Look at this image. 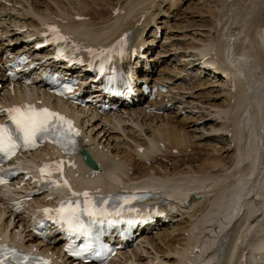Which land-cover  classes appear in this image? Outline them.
<instances>
[{"label": "bare ground", "instance_id": "bare-ground-1", "mask_svg": "<svg viewBox=\"0 0 264 264\" xmlns=\"http://www.w3.org/2000/svg\"><path fill=\"white\" fill-rule=\"evenodd\" d=\"M181 1L114 0V3L108 1L107 4H111L112 11L108 10L105 17H100L95 8L88 6L91 3L89 4L87 0H67L68 3L53 0L52 3L48 2L50 5H47L44 12L36 11L29 1L26 5L27 0L22 2L25 3L22 10L12 7L11 12L15 10L18 15L21 13L29 18L27 22L23 20L14 25L29 27L18 32H8V29L0 28V38L6 37V41L0 45V108L7 102L16 103L22 99L23 94L19 93L21 89L19 85L23 81L30 80L34 89L35 86H46L44 78L36 81L39 77L38 71L35 77L29 78L30 75L25 74L26 72L22 73L21 70L17 77L11 79L5 75V72L13 69L11 65L18 64L26 58L38 57L41 61L42 73L59 69V67L55 68L53 59L48 58L52 55V50L46 53L45 47L41 44L42 38L37 36L42 24L49 21L56 22L67 33L69 43L77 46L78 50L75 51L82 57L84 64L91 57L86 49L94 50L99 47V51L103 50L105 43L109 42L112 46L122 36L129 34L130 51L133 53V61L130 62L129 67L134 71L131 91L124 89L120 91L121 94L114 96L108 91L109 86L104 89L96 88L85 96L91 98L90 103L86 102L83 108L77 106L76 110L72 109L77 115L76 121L84 135L81 147L89 152L99 171L84 165L78 156H68V158L72 161V166H77L79 172L88 176L85 179L88 183L99 181L103 186L110 187L112 182L150 180L155 182L152 188L159 191L161 196L168 198V201L164 203L161 198H154L141 207L139 216L146 222H160L159 229H155V235H149L151 228L154 227L146 226L147 233L141 235L143 238L141 246L139 244L134 249H128L130 250L128 255L126 248L122 249L121 256L115 257L110 264H129L131 261L136 264L149 262L264 264V191L261 190L264 188V0H248L245 5H240L239 0H235L233 7L227 9L230 11L228 23L226 20L224 24L221 23L222 28L217 29L215 36L212 32L213 27L209 25V19L203 18L205 30L203 29L201 38L194 40L195 37L192 36V40L177 43L180 48L174 50L173 54L162 47L164 45L159 46L158 50L149 55V58L144 59L142 53L144 52L145 55L149 49H153V45L148 46L147 43L158 41L155 39L158 29L154 26L151 29L152 34L147 39L142 36L143 32L155 24L156 16L163 10L161 4L167 3V7H170ZM227 1L218 0L214 10L220 9L222 5L224 7ZM4 9L0 6V12ZM166 10L164 9L165 12ZM213 11L212 8L211 10L208 8L210 14ZM4 13H1L0 17L10 15ZM220 15V13L216 15L219 21L222 18ZM10 16H8L9 19ZM82 16H84L83 19ZM226 25L227 29L224 30ZM167 52L168 56L177 58L174 67H168L162 63L157 64V67L154 62L148 63L151 58L161 61V57L167 55ZM56 64L59 65L58 62ZM80 64L83 62H76V66L72 64L73 67L69 71L84 75L81 77L83 79L81 83H85L83 85L85 89L87 81L95 79V74L86 79L89 75L83 72L85 65L84 68H80ZM220 68L226 72L224 76L219 73ZM62 70L65 69L62 68ZM140 72L141 75L134 79ZM209 74L212 76L211 79L207 78ZM200 76L203 78L201 79ZM115 80L117 77L113 78V82ZM176 82L179 84L173 86L172 84ZM120 85L121 83L114 86L112 83L110 88ZM144 86L149 89V93L144 94ZM153 86L157 89L164 88V90L153 91L151 89ZM209 86L215 87L218 92L212 94L211 90L207 89L209 93L206 94L207 97L205 96L206 101L196 97L200 102L199 105L196 101L197 105L180 106L182 103L179 102L175 107L176 113L181 111L190 113L181 116V119L185 122L194 121L191 125L195 126L191 131H188L183 124L172 121L173 117L169 119L170 114L167 109L171 108L172 101L187 99L188 96H198L197 92L194 94L192 91L193 88ZM152 91L154 98L144 102L145 98H141L152 95ZM219 95L223 97V100L217 103L214 99ZM96 97L100 102L118 104L120 106L119 111H116L118 115H114L112 110L98 113L97 107L92 103L97 99ZM135 97L136 100H134ZM48 98L42 93L41 96L35 95L32 101L41 100L39 103L42 104ZM128 98L131 101L127 100ZM68 110V108L64 109V111ZM159 110L165 113L161 112L159 115L156 113ZM195 113H197L196 116L193 115ZM5 115V112H0V120ZM96 117L101 118V121H96L99 120ZM157 118L159 123L154 122ZM92 121L96 123L90 124V128L88 123ZM99 124L103 126V130L108 128L105 131L119 132L120 130L130 137L132 144H128L129 151L125 154L112 152L107 148L108 142L102 144L97 141L96 137L100 132L97 128ZM204 124L209 125L205 127ZM93 129L95 133L91 134L90 131ZM196 130L200 133H195ZM128 132L133 133L134 136L128 135ZM141 135L144 136L143 141L139 140ZM211 137L213 141L209 140ZM191 146L201 148L199 151H193L189 149ZM188 149L190 152L187 151ZM52 151L54 150L46 148L44 153L50 154ZM165 151H169L168 154L174 152L184 155L182 157H186V160L183 159L185 169L177 168V163L173 161L172 164L169 163L172 168L169 170L164 168L168 170L166 172L155 169L152 159L162 158L157 154ZM257 153L260 156L256 160L253 154ZM41 159V152L33 153L32 160L35 163H40ZM180 161L182 162L181 159ZM248 163L253 164L258 174L245 190L243 188L248 183ZM21 179L22 174L13 182V188L18 191H30L32 200L37 203L50 201L49 191L41 189L38 182H31L30 178L26 177L23 183H19ZM86 182L82 184L76 181L75 185L79 187V190L89 189ZM11 193L7 192L9 195H12ZM3 194L6 192L0 190V236L11 240L13 238L19 245L28 249L37 248L41 251L54 249L57 252L60 249L58 241L61 234L55 231L57 237L55 236L53 241H45L42 238L45 237L43 235L42 237L34 235L30 225L35 207L29 204L17 205L19 209H16L11 204L13 198L2 196ZM251 205H253L252 211ZM165 217L169 219L172 217L174 220L172 225L175 226L173 229H168V223L164 222ZM180 218L185 220V225L181 227L176 225L180 222ZM178 229L181 230V232L178 231L179 234H183L181 241L177 245L174 242L175 245L170 246L172 241L170 243L168 241L174 239L172 235ZM52 230V227H48L45 234ZM158 230L160 231L157 232ZM137 236L140 239V235ZM127 244H131V239ZM158 244L166 247L158 250ZM147 245L155 251H161L162 256L153 254L149 257L150 251L146 249ZM144 257L146 260L139 262V259ZM71 261L63 259L62 264H92Z\"/></svg>", "mask_w": 264, "mask_h": 264}, {"label": "snow or ice", "instance_id": "snow-or-ice-1", "mask_svg": "<svg viewBox=\"0 0 264 264\" xmlns=\"http://www.w3.org/2000/svg\"><path fill=\"white\" fill-rule=\"evenodd\" d=\"M49 31L53 33L52 42L57 40L63 41L67 38L60 35L54 26H47ZM47 36V33H42ZM46 42H48L46 40ZM124 37L113 45L111 49L100 50L99 53L93 49H86L90 56L105 57L111 59V53L114 49L119 48V54L124 55L123 51ZM39 47V45H37ZM74 50H78L73 45ZM60 58V51L57 52V59ZM67 59V57H65ZM81 62V61H77ZM103 71V65H101ZM11 75V73H10ZM65 91H70L65 86ZM58 94H63L60 92ZM0 112L7 114V121L0 123V162L6 161L20 149H31L45 140L58 145L65 152H75L77 149L76 137L79 136L78 130L73 126L71 120L67 119L58 112L49 110L48 108H37L31 104L13 105L8 108H0ZM87 162V158H85ZM63 161H52L51 164H44L40 167V179L49 180L53 171L60 173V180L63 185L68 187L72 196L83 197V200L61 201L60 206L56 209L45 208L42 211L45 217L58 224L59 227L66 231L70 236H81L85 238V243L78 249H71L74 256L95 255L100 258L105 255L104 246L99 244V233L94 232V228L99 225L103 226L107 223L109 226L116 223L113 214L116 217L121 216L125 205L130 204L133 200L138 199L136 193L129 195H116L105 197H91L87 191L82 193L72 192L68 182L63 179ZM74 166V165H73ZM14 174V173H9ZM95 173H93L94 175ZM4 175L0 174V183H4ZM59 186L60 181H49ZM113 201L119 202V206ZM112 204V210L106 207ZM132 211L133 209H129ZM54 213V214H53ZM130 225L132 220L127 221ZM66 251L69 248L66 247ZM0 264H49L48 261L39 257L31 256L27 253L19 252L14 248H8L0 245Z\"/></svg>", "mask_w": 264, "mask_h": 264}, {"label": "rangeland", "instance_id": "rangeland-1", "mask_svg": "<svg viewBox=\"0 0 264 264\" xmlns=\"http://www.w3.org/2000/svg\"><path fill=\"white\" fill-rule=\"evenodd\" d=\"M24 1H26V0H0V6L1 7H3V8H5L4 9V11H2V12H0V14L1 13H3V14H5L4 12H6L7 14H10V15H2L1 17H0V21H2V22H0V28H2V27H4V28H6V29H8V32H18L19 30H23V29H25L26 27H29L28 25H26V26H20V25H14V23H16V22H21V21H25V22H27V21H29V18L27 17V16H23V14H21V13H19V15H18V12L16 13V11L15 10H13V12H11L12 10H11V8L13 7V8H15L16 10H22V8H24L23 7V5L25 6V3H26V5L28 4V1H29V4H31L32 5V7L33 8H35V10L36 11H39L40 10V12H44V10H46L45 8H47V5L49 6L50 5V3H52L53 2V0H27V2H25V3H22V2H24ZM58 1H62V2H67V0H58ZM57 0H56V2H58ZM88 2H89V4L90 5H88V6H91L92 8H95L96 9V11L98 12V15L100 14L101 16L100 17H105L107 14H108V12L109 11H112V9L110 10V5L111 4H107V2L109 1H111L112 3H114V0H94L93 2H91L92 0H87ZM218 1V0H217ZM217 1L216 0H182L180 3H178L177 5H175V4H173L172 6H170V7H167V3H164V4H161V7H163V10H161L159 13H158V15L156 16V18H155V24L154 25H152L151 27H149V28H146L145 29V31L143 32V34H142V36L144 37V38H148L149 37V35H151L152 33V28L154 27V26H156L157 27V36L155 37V39L156 40H158L157 42H153L152 43V41H150L149 43H147L148 44V46H151V45H153L152 46V50L151 49H149L147 52H146V54H145V56H144V52L142 53L143 54V56H144V58L146 57H150L151 56V54H153V52L155 51V50H158L157 48H159V46H162V45H164V46H162V47H164V48H167L168 50H169V53H171V54H173L174 53V50H179V45L177 44V43H179V42H181L182 43V41H189V40H192V36H194L195 37V39L194 40H196V38H201L203 35H202V32L205 30V27H203V24L205 23V20H207V19H209V25H211L212 27H213V29H212V32H213V36H215V34H217V29H219L220 30V28H222V27H220L221 25V23L222 24H224L223 22H225V20H226V22L228 23V21L227 20H229L228 18H229V12L230 11H227V9H229V8H232L233 7V3H234V1L235 0H228L227 1V3L226 4H224L225 6L223 7V5H222V3H221V7H223V8H221V7H219L220 9H218V10H220V11H218L217 9V11L216 10H214L215 8H214V5L215 4H217ZM223 1V0H222ZM2 2V3H1ZM48 2H50V3H48ZM64 2V3H65ZM33 3V4H32ZM68 3V2H67ZM94 3V4H93ZM240 5H245V4H247L248 3V0H239V2H238ZM21 4V5H20ZM51 5H53V4H51ZM37 6V7H36ZM215 7H216V5H215ZM208 8H209V10H211V8H212V11H213V13H211L210 14V12H208ZM164 9H167L166 10V12L164 11ZM222 9V10H221ZM109 10V11H108ZM200 11V12H199ZM227 11V12H226ZM216 13V15L218 16V13H220L221 15H220V21L217 19L218 17H216V15H215V13ZM218 12V13H217ZM177 13V14H176ZM224 13V14H223ZM16 14H17V16H16ZM20 14H21V18H20ZM223 14V15H222ZM227 14V15H226ZM8 16H10V19H12L11 21H10V19L8 18ZM73 16H75V15H73ZM78 16V15H77ZM76 16V17H77ZM15 17V18H14ZM79 17V16H78ZM83 17L84 16H82L81 18L83 19ZM138 17H140V15H138ZM205 20H204V19ZM204 21V22H203ZM202 24V26H201V24ZM226 23V24H227ZM230 23V22H229ZM228 25V24H227ZM227 25L224 27L225 29L224 30H226L227 29ZM203 27V28H202ZM204 29V30H203ZM215 29V30H214ZM15 30V31H14ZM200 30V31H199ZM198 32V33H197ZM199 32H200V34H199ZM215 32V33H214ZM167 34V36H165ZM199 34V35H198ZM186 35V36H185ZM5 38L6 37H2V38H0V45H2L3 44V42L4 41H6L5 40ZM162 43V44H161ZM161 51H163V49H161ZM168 52L166 53L167 55H165V56H162L161 57V61H155V60H153L152 58L149 60V62L148 63H152L153 64V62H154V64L157 66V64H159V63H162V64H166L168 67H174V63H176L177 62V58H174V56H168V54H169ZM150 55V56H149ZM170 57H172V58H170ZM176 61H175V60ZM178 59H179V57H178ZM166 60V61H165ZM164 61V62H163ZM158 67V66H157ZM157 67H155V68H157ZM154 68V69H155ZM194 69H196V66H194ZM198 73V72H197ZM141 75V72L140 73H138L136 76L138 77V76H140ZM201 77V76H200ZM211 74H209L208 76H207V78H210L211 79ZM203 77H201V79H202ZM196 80V79H195ZM167 84V83H166ZM177 84H179V83H174V84H172L173 86H175V85H177ZM187 84V83H186ZM211 84V83H210ZM186 86V85H185ZM188 86V85H187ZM211 87L209 86V87H205V88H198L197 89V87H195V88H193V92H194V94H195V92H197L196 93V95H198V96H188V97H186L187 99H191V100H193V101H189L188 102V100L187 99H180L179 101H177V100H175V101H172V105H171V108L170 109H167V112L170 114V116H169V119H171L172 117V121H174L176 124H178V123H181V124H183L184 125V127L188 130V131H191L192 130V128L195 126V125H191L194 121H192V122H185L183 119H181V116L183 117V116H185V115H188V114H190L189 112H185V113H183L182 111L181 112H178V113H176L175 112V107H177V105H178V103L179 102H181L182 104H180V106H183V104H186V105H197V102L199 101H197V99L198 98H200V100L202 101V99H203V101H206V97L208 96V95H206V94H208L209 93V91H207V89L208 90H211L210 92H212V94H215L216 92H218L217 90H215V87L214 88H211ZM169 89V88H168ZM170 90V89H169ZM182 91V90H181ZM199 91V92H198ZM169 93V92H168ZM200 93V94H199ZM200 96H202V97H200ZM206 96V97H205ZM196 97H198V98H196ZM196 98V99H195ZM147 100V99H146ZM187 100V101H186ZM215 102H217V103H219V102H222V100H223V97L221 96V95H219L218 97H216L215 99ZM221 100V101H220ZM177 101V102H176ZM197 101V102H196ZM188 102V103H187ZM199 103L200 102H198V105H199ZM169 105H170V103H169ZM194 107V106H193ZM155 112V111H154ZM161 110H159V111H156V113H159V115H161ZM162 113H165V112H162ZM176 114V115H175ZM183 114V115H182ZM193 115H197V113H195V114H193ZM176 117V118H175ZM96 119H99V118H96ZM180 122H179V121ZM96 121H101L100 119L99 120H96ZM96 121L95 122H89L88 123V126L91 124V125H93L92 123H96ZM182 121V122H181ZM185 123H184V122ZM154 122H156V123H159L160 121L158 120V118H157V121L156 120H154ZM91 125L89 126L90 128H91ZM133 125V124H132ZM196 125H201L200 123H196ZM208 125L209 124H204V126L205 127H208ZM109 126V125H108ZM89 127H88V129H89ZM135 127V126H134ZM99 130H100V132H99V134H98V137H96V139H97V141H100L102 144H106L107 142H108V145H107V148L110 150V151H112V152H115V151H117V152H120L121 154L123 153V154H125L127 151H129V149H128V144H132V140L130 139V137H128V136H126L125 134H123L120 130H119V132H116V131H110V130H107V131H105L106 129H108V128H104L105 130H103V126L101 125V124H99V126L97 127ZM96 128V129H97ZM136 129H138V127H135ZM106 132V133H105ZM122 134H121V133ZM90 133L91 134H94L95 133V130L93 129V130H91L90 131ZM104 133V134H103ZM195 133H200L198 130H196V132ZM103 134V135H102ZM122 135H124V136H122ZM128 135H133L134 136V134L132 133V134H130V132H128ZM93 136V135H92ZM106 136V137H105ZM100 137V138H99ZM140 137V136H139ZM125 139V140H124ZM127 139V140H126ZM143 139H144V136L143 135H141V138H139V140H142L143 141ZM129 140H131V141H129ZM209 140H211V141H213V137H211V138H209ZM129 143H128V142ZM131 142V143H130ZM215 142V141H214ZM125 144V145H124ZM218 145H219V143H217ZM220 144H221V142H220ZM197 147V148H196ZM200 146H194L193 148H192V146L189 148V149H193V151L195 150V151H199L200 150ZM187 150V151H189L190 152V150ZM186 151V152H187ZM166 153V154H165ZM169 153V151H165V152H159L157 155L158 156H162V158H157V157H154V159H152V164H155L154 165V168L155 169H157L158 171L159 170H161L160 172H166V171H168L170 168H172L171 167V165L169 164L170 162H171V164L173 163V162H176L177 163V165H176V163H175V165L176 166H178L177 168H181V170H184L185 169V163H183V161L184 160H186V157L184 158V157H182V156H184V155H178V153H171V154H168ZM173 154V155H172ZM176 155H178V156H176ZM223 155H225V153H223ZM222 155V156H223ZM176 158H175V157ZM181 157V158H180ZM156 158V159H155ZM182 160V162L180 161V159ZM195 159H196V157H194ZM175 159H177L176 161H174ZM184 159V160H183ZM159 162V163H157V161ZM173 161V162H172ZM181 163V164H180ZM158 164H159V166H158ZM162 164H163V166H162ZM165 164V165H164ZM167 164V165H166ZM184 165V166H183ZM160 168V169H159ZM164 168H168V170H166V169H164ZM183 168V169H182ZM162 169H164V170H162ZM172 218V217H171ZM169 220H170V222H169ZM167 222H169L168 223V229H173L175 226L174 225H172V223H173V221L174 220H172V219H169ZM185 220H184V218H180V222H178L176 225L177 226H180L181 227V225L183 226V225H185V222H184ZM167 222H165V223H167ZM175 223V222H174ZM158 229H159V227H158ZM162 229V228H161ZM160 230H158L157 232H159ZM181 232V230L180 229H178V230H175V234L174 235H172L173 236V238L174 239H171V240H169L168 241V243H170L171 241V245L170 246H174L175 244H174V242L176 243V245L179 243V241H181V238H182V236H183V234L182 233H180L181 234V237H179L180 236V234H179V232ZM177 232H178V236H177ZM149 235H155V230H153V231H151L150 233H148ZM175 237H177V238H175ZM158 237H156V241H158L159 239H157ZM180 239V240H179ZM161 243V242H160ZM144 245V244H143ZM159 245V244H158ZM157 245V246H158ZM140 246H141V243H140ZM148 247L146 248L148 251H150V253H148V255H149V257H151L153 254H155V255H157V256H162V252L161 251H155L153 248H151L149 245H147ZM166 246L165 245H163V244H161V245H159L158 246V250H163L164 248H165ZM142 252V251H141ZM142 253H144V252H142ZM158 253V254H157ZM146 256H148L147 254H145ZM164 257V256H163ZM171 259V258H170ZM140 261L139 262H143V261H145L146 260V257H144V258H142V259H139ZM129 264H136V262H129ZM148 264H159L158 262H154V263H151V262H149Z\"/></svg>", "mask_w": 264, "mask_h": 264}, {"label": "water", "instance_id": "water-1", "mask_svg": "<svg viewBox=\"0 0 264 264\" xmlns=\"http://www.w3.org/2000/svg\"><path fill=\"white\" fill-rule=\"evenodd\" d=\"M83 156L84 158H87V164L90 165L93 168H96V163L94 162V160L90 157V155L87 153V151H85L84 149L82 150Z\"/></svg>", "mask_w": 264, "mask_h": 264}]
</instances>
